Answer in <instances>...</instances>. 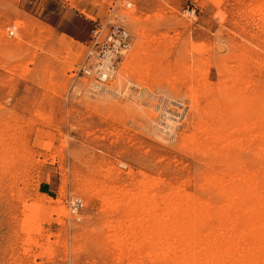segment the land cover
<instances>
[{
	"label": "rangeland",
	"instance_id": "374dc122",
	"mask_svg": "<svg viewBox=\"0 0 264 264\" xmlns=\"http://www.w3.org/2000/svg\"><path fill=\"white\" fill-rule=\"evenodd\" d=\"M112 24L99 90L78 68ZM263 201L264 0H0V264H264Z\"/></svg>",
	"mask_w": 264,
	"mask_h": 264
},
{
	"label": "built area",
	"instance_id": "2783aa9c",
	"mask_svg": "<svg viewBox=\"0 0 264 264\" xmlns=\"http://www.w3.org/2000/svg\"><path fill=\"white\" fill-rule=\"evenodd\" d=\"M8 32L10 34V28ZM129 41L130 33L122 25L112 24L102 38L98 29L95 28L90 38V43L87 44V49L81 62L82 64L78 68V72L89 79L92 78V82L102 86L108 80V76L105 74V68L108 71L109 66L106 63L104 65L102 63L105 60V54L110 52V60L117 62L121 57L120 51L129 45ZM80 205H82L81 200L74 198L71 203L72 209L76 210Z\"/></svg>",
	"mask_w": 264,
	"mask_h": 264
},
{
	"label": "bare ground",
	"instance_id": "6f19581e",
	"mask_svg": "<svg viewBox=\"0 0 264 264\" xmlns=\"http://www.w3.org/2000/svg\"><path fill=\"white\" fill-rule=\"evenodd\" d=\"M131 5V3H126V6L128 7V6H130ZM10 28V34H9V32H8V29ZM8 29H7V32H8V34L11 36V35H13L14 34V30H15V26H10V27H8ZM138 42H141L140 40L138 41ZM128 47H129V45L128 46H126L124 49H122L121 51H120V53H121V55L120 56H122L123 55V53L128 49ZM137 48H138V46H137ZM138 50V49H137ZM86 51V50H85ZM134 52V51H133ZM135 53H138L136 50H135ZM132 54V53H131ZM133 56H135L136 57V54L134 55V53H133ZM105 60H103V65L106 63L108 66H109V68H108V71H107V69L105 68V74H106V76H108V80L106 81V83L115 75V67H116V63H118V62H112V60H110V58H111V54H110V52H108V53H106L105 54ZM121 58V57H120ZM131 60V59H130ZM118 61V60H117ZM131 62H132V60H131ZM82 64V63H81ZM103 65H102V67H103ZM131 65H132V63H131ZM137 66V65H136ZM156 66V65H155ZM141 67V66H140ZM135 68V67H134ZM117 72V71H116ZM123 72V71H122ZM116 84L117 85H120L121 84V82L123 81H121V73H116ZM123 76V75H122ZM88 78V77H87ZM89 79V78H88ZM90 81H91V84L93 85V87H95V88H99V90H101L102 88H104L105 87V85H106V83H104L102 86L100 85V84H97V83H95V82H92L93 80H92V78H90L89 79ZM242 82V81H241ZM156 84H157V82H156ZM101 86V87H100ZM192 111V110H191ZM181 112V111H180ZM197 112V110L195 111V113ZM199 114V113H198ZM170 115V114H169ZM191 123V122H190ZM174 126H175V121L174 120H172V119H170V118H166V126H163V128L162 129H166L168 132H171L173 129H174ZM249 182V181H248ZM238 191L236 192V199H235V201H240V204L242 205V206H245V207H248L249 205L250 206H253L254 204L257 206V205H259V204H261L262 203V201L260 200V198H255V196H253V192L254 191H252V189H251V187H248V189H244V188H239V189H237ZM256 190V189H255ZM255 194V193H254ZM74 198H77V199H80V198H78V197H73L71 200H70V202L72 201L73 202V200H74ZM81 200V199H80ZM263 200V199H262ZM234 201V202H235ZM71 202V203H72ZM82 202V201H81ZM264 202V201H263ZM239 203V202H238ZM237 203V204H238ZM263 205V204H262ZM262 205H260L261 207H263ZM260 207V208H261ZM230 208H231V206H230ZM257 208V207H256ZM264 208V207H263ZM228 210V209H227ZM250 210V209H249ZM258 212V211H257ZM256 212V213H257ZM233 213V212H232ZM244 213H245V210H244ZM248 213V212H247ZM263 213V212H262ZM258 214V213H257ZM261 216H263L262 214H261ZM261 216L259 217V218H261ZM244 217V216H243ZM243 217H241V218H243ZM249 217V216H248ZM256 218V217H255ZM236 219V218H235ZM246 219V218H245ZM264 219V218H263ZM262 219V220H263ZM203 222V221H202ZM262 222H264V220L262 221ZM224 223V222H223ZM264 224V223H263ZM233 225H234V229H237V230H241L242 232H247L248 234H247V236H246V241H251V240H254L255 238H256V232L255 231H253L252 230V228H250L249 226V228L250 229H248V231H247V229H246V223H245V221L243 220V219H236L234 222H233ZM248 225V224H247ZM261 226H263V225H261ZM260 226V227H261ZM255 228V227H254ZM246 229V230H245ZM263 229H264V226H263ZM223 230V229H222ZM259 230V229H258ZM229 231V230H228ZM234 232V231H233ZM261 234H262V232H260ZM208 234V233H207ZM263 234H264V232H263ZM218 235V234H217ZM241 235V234H240ZM224 237V236H223ZM233 237V236H232ZM234 237H236V236H234ZM220 238H222V237H220ZM257 239V238H256ZM260 240L262 239V237L261 238H259ZM225 240V239H224ZM242 240V239H241ZM258 240V239H257ZM262 240H264V239H262ZM213 241V240H212ZM232 241V240H231ZM245 241V242H246ZM205 242V241H204ZM219 242V241H218ZM202 243H203V241H202ZM260 243V242H259ZM263 243V242H262ZM239 245V244H238ZM247 245V244H246ZM251 245V244H250ZM263 245H264V243H263ZM203 246V245H202ZM234 246H236V245H234ZM233 246V247H234ZM248 247V246H247ZM256 247V246H255ZM261 247V246H260ZM206 248V247H205ZM223 248V247H222ZM240 248V247H239ZM264 248V247H263ZM213 249V248H212ZM245 249V248H244ZM248 249H250V247L248 248ZM202 250V249H201ZM227 250V249H226ZM230 249H228V251H229ZM237 250V249H236ZM246 250V249H245ZM261 250V249H260ZM211 251V250H210ZM219 251V250H218ZM214 252V253H212V257L210 258V263L209 264H222V259H221V261H220V255L218 256V254L220 253V251L219 252ZM238 251V250H237ZM264 251V250H263ZM122 252V251H121ZM213 252V251H212ZM245 252V251H244ZM255 252V251H254ZM226 253V252H225ZM250 253H252V251L251 252H249V254L243 259V260H241V258H243V256L241 257V258H239L240 259V262L238 261H235L233 264H252L253 263V256H252V254H250ZM211 254V253H210ZM233 255V254H232ZM236 255H238V254H236ZM245 255V254H244ZM208 256V255H207ZM234 256V255H233ZM257 256V255H256ZM255 256V257H256ZM204 257V256H203ZM240 257V256H239ZM234 258V257H233ZM231 259V258H230ZM238 259V260H239ZM234 260V259H233ZM232 260V261H233ZM236 260V259H235ZM259 260V259H258ZM166 261V260H165ZM189 262V261H188ZM198 262V261H197ZM197 262L196 263H187V262H185V263H182V264H197ZM206 262V261H205ZM255 262V261H254ZM260 262V261H259ZM179 263V262H178ZM167 264H176V263H174L173 261H168L167 262ZM201 264V263H200ZM228 264V263H227Z\"/></svg>",
	"mask_w": 264,
	"mask_h": 264
}]
</instances>
